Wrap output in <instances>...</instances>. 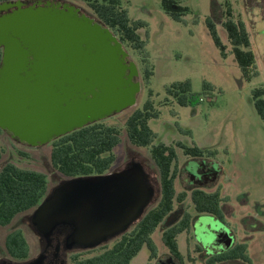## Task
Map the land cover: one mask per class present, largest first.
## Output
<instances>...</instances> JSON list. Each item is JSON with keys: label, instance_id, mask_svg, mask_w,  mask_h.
Masks as SVG:
<instances>
[{"label": "rangeland", "instance_id": "rangeland-1", "mask_svg": "<svg viewBox=\"0 0 264 264\" xmlns=\"http://www.w3.org/2000/svg\"><path fill=\"white\" fill-rule=\"evenodd\" d=\"M68 1L93 14L83 0ZM180 4L188 10L181 20H177L165 12L162 0H120V6L127 9L131 21L146 22L137 30L145 41L143 50L128 48L139 69L141 90L135 106L103 121L108 125L124 126L134 108L143 107L149 99L153 101L158 116L148 120L156 133L148 147H133L124 135L115 148L117 158L113 168H123L132 156H136L157 174L150 149L160 143L176 148L177 158L172 171L189 159L178 143L186 147L197 146L205 153L213 152L206 159L214 161L221 174L216 184L204 189L221 193L226 222L233 231V235L230 231L227 234V248L235 241L246 243L251 264H264V120L256 111L252 93L254 88L264 87V0H180ZM228 4L233 18L244 23L250 36V48L255 53L258 70L251 81L245 79L231 50L232 44L224 26ZM209 19L214 22L225 44L223 50L214 41L208 26ZM146 67L152 69L149 77L145 73ZM186 80H190L192 91L196 93L204 90L206 82L210 83L213 94H202L203 99L181 105L167 88ZM0 149V169L6 163L14 162L24 168L45 172L48 191L62 180L51 166L49 144L27 146L2 132ZM175 187L178 193L183 190L178 178ZM156 204L157 201L151 206ZM185 206L192 215H199L190 197L186 199ZM28 214L24 213V218ZM209 217L201 214L199 222H205ZM15 227L24 232L29 244V257L36 256L41 243L22 214L10 224L0 226V254L5 251L6 236ZM152 238L156 256L151 257L152 250L144 244L130 264H159L161 257L166 259L169 251L163 242L161 227L156 229ZM116 240L113 238L92 248L91 253L112 246ZM198 243L193 226L178 235L180 264H204ZM83 250L89 249L76 248L70 252Z\"/></svg>", "mask_w": 264, "mask_h": 264}, {"label": "water", "instance_id": "water-1", "mask_svg": "<svg viewBox=\"0 0 264 264\" xmlns=\"http://www.w3.org/2000/svg\"><path fill=\"white\" fill-rule=\"evenodd\" d=\"M0 49V129L24 145L49 144L137 104L139 69L127 47L102 20L71 1L0 0ZM154 192L142 162L133 161L109 173L62 179L34 209L30 223L50 242L59 226H70L65 249H92L137 223ZM179 211L162 226L174 224ZM195 225L206 249L213 251L212 242L225 249L228 228L220 219L210 215ZM209 232L214 239L207 242Z\"/></svg>", "mask_w": 264, "mask_h": 264}, {"label": "trees", "instance_id": "trees-1", "mask_svg": "<svg viewBox=\"0 0 264 264\" xmlns=\"http://www.w3.org/2000/svg\"><path fill=\"white\" fill-rule=\"evenodd\" d=\"M89 10L102 20L120 38L127 48L142 51L145 41L142 40L137 30L139 26L146 25L145 21H131L127 9L120 6V0H83ZM162 7L167 14L181 20L188 10L180 4V0H162ZM228 18L224 26L232 44V52L240 65L246 80L251 81L258 74L256 57L251 47L249 33L244 23L233 18L230 4L226 10ZM208 26L214 41L222 50V42L214 22L209 19ZM2 49H0V63ZM146 76L152 74V69L146 67ZM168 93L181 105L193 104L203 99L202 94H213V87L206 82L201 93L192 91L190 80L176 82L167 88ZM253 100L256 111L264 120V87L254 88ZM152 100H147L143 107L134 108L127 117L124 126L108 125L104 121L95 122L61 136L49 145L51 146L50 163L62 179L78 176H89L108 173L116 164L115 148L122 142L124 135L133 147H148L156 133L149 126L148 120L157 117ZM2 130L0 129V135ZM183 147L184 153L191 156H202L205 151L197 146ZM209 153H213L208 151ZM2 151L0 149V159ZM150 158L156 166L160 182L161 195L156 205L151 206L143 217L127 232L117 237L116 242L110 247H103L95 254L93 249L72 252L67 264H130L134 256L144 244L152 250L151 257L156 256V245L152 234L161 227L162 239L169 253L176 259H181L178 246V235L187 230L191 225L192 215L186 212L177 223L164 227V219L174 210L175 202H182L186 192L178 193L175 187L176 173L172 165L177 158L175 146L160 143L150 149ZM47 174L42 171L24 168L14 162L6 163L0 169V226L10 224L20 212L34 210L48 193ZM192 202L196 212L214 214L224 218L222 197L220 191L208 193L196 189L192 192ZM64 237L60 232L54 236V242L64 244ZM8 253L15 258L29 256V244L20 230L8 233L5 240ZM242 259L251 262L248 246L238 244L232 250L217 256L210 257L206 264H217L227 259ZM151 264V263H150Z\"/></svg>", "mask_w": 264, "mask_h": 264}, {"label": "flooded vegetation", "instance_id": "flooded-vegetation-1", "mask_svg": "<svg viewBox=\"0 0 264 264\" xmlns=\"http://www.w3.org/2000/svg\"><path fill=\"white\" fill-rule=\"evenodd\" d=\"M66 1H68V0H66ZM2 132H4V131L2 130ZM4 133H6V132H4ZM210 154L211 153H209V152L208 153H204L202 156H191V155H187L186 154L189 159L186 160L180 167H177L174 170L175 173H176L175 181L178 178V180L180 181L181 186L183 188L182 191L186 192V194H187L185 199L182 202H177V201L175 202V208H174L173 211L180 210L179 211V215L180 216H179L178 220L175 223H177L179 221V219L186 212H189L186 209L185 201H186V199L188 197H190L191 201H192V192L194 190L200 189V190L206 191L204 189V187L212 186L213 184H216L218 182V179H219L220 174H221V170H220V168L218 167V165L214 161L206 159V157L210 156ZM133 161H139V160H137L136 156H132L131 160L128 161L127 164L130 163V162H133ZM144 167H145V170L149 174L150 182H151V184H152V186L154 188V191H155L154 192V196H153V200H152V203H151V205H152L153 202H155V201L158 202L159 199H160V198L158 199L159 195H161L160 182H159V179H158V175L156 173L154 174L153 171H150V169L148 167H146L145 165H144ZM116 170H119V169L112 168L109 172L116 171ZM217 191H214V192L206 191V192L215 193ZM151 205H150V207H151ZM33 211L34 210H32L30 212H20L17 215L22 214L23 215V220L27 219L29 226H31L30 218H31V214L33 213ZM24 213H26V214L29 213V214L24 218ZM223 213H224V218H219L218 216H216L214 214H208V213H198L199 215H195V216L190 213L192 215V220H191V225H190V227L188 229H190L191 226H193L194 232H195V229H196L195 228V226H196L195 224L199 221V219H200L199 216L201 214H206V215H212V216L216 217L217 219H220L227 226L228 233L230 231V232H232L230 234L233 235V231L230 229L229 225L226 222V209H225V206H223ZM31 228H32V226H31ZM58 229H60L59 232L62 233L63 235H66L67 233H69L72 230V228L70 226H67V225L59 226ZM13 230H20L23 233V235H24L23 230L21 228H19V227H15L11 231H13ZM206 236H207L206 237L207 238V242H209L210 240L212 241L214 239L213 232L207 233ZM38 237H39V235H38ZM196 237H197V235L195 233V238ZM39 241L41 243L40 251H39V253L36 256L31 257V258L29 256L27 258H15V257H12L8 253V250L6 249V246H5V251L0 254V264H67V259H68L67 257L69 256V253H72V252H70V251L67 252V250L64 247V244L62 245L61 243H56V242H53V241L50 242V241H47L45 239H41L40 237H39ZM198 242H199L198 243V249L201 252H203V255H204V261H203L204 264H206V260L208 258L224 254V253L232 250L233 248H235L238 244H243V243L235 241V242H232V246L228 249L227 248V243L228 242H222L221 244L225 248V249H222V248H219V245L217 246L216 242H212V244H210V245H211V249L213 251L210 252L208 249L205 248L204 244L201 241L198 240ZM57 245H60V247L58 248ZM166 256L167 257H166L165 260H163L162 257L159 259V261H160L159 264H161V263L162 264H177V263L180 264L181 260L174 258L170 253L167 254ZM229 260H240L242 262H245L246 264H251V262H246V261H243L242 259H232V258L231 259H227V260L222 261V262H219V263H223V262H226V261H229ZM219 263H217V264H219Z\"/></svg>", "mask_w": 264, "mask_h": 264}]
</instances>
